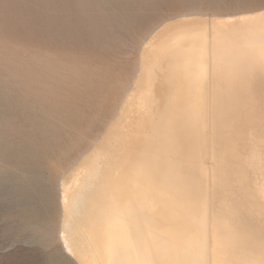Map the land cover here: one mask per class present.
<instances>
[{
    "label": "rangeland",
    "instance_id": "rangeland-1",
    "mask_svg": "<svg viewBox=\"0 0 264 264\" xmlns=\"http://www.w3.org/2000/svg\"><path fill=\"white\" fill-rule=\"evenodd\" d=\"M260 9L261 4L259 0H248L246 3H231L228 2V0H216L214 3L207 4L182 3L179 2V0H0V64L4 66L3 76L0 77V91L2 92L0 96V123L2 126H6L8 123L11 124L10 130L4 129L1 132L2 139L0 140V264H46V252L41 247L37 234L29 229V225H35L47 237L48 250L62 246L63 255L61 259L64 264H88L91 259L93 261L91 260L92 263L90 264H96L97 261H94L93 256H89L92 254H88L91 253V251L93 252V249L88 247L93 245L92 248L96 247L97 250L99 249L98 251H101V248L97 247L96 243L98 242L97 239L100 240L99 237L102 235H99L100 233H97L98 235L95 233V236L98 237L96 238L93 232H95L97 228V231L100 232L99 226H102L105 220L107 221V216L112 217L114 212L117 211L116 208L121 207L123 203L126 205L127 201L129 203L130 199L134 200V202L130 201L131 203H135V201H139L138 197H141L145 191H154L155 189L154 193L160 190V193L158 192L159 194L164 192L163 194L167 193L166 195H169L171 199L175 198L180 203H187V197L183 189L187 186L185 181L187 180L186 175L188 171H186L185 174L182 172L178 173V171L174 170H163V172L159 173L160 170L157 171L155 167L153 168L154 165H150L152 168L148 167L149 169L146 172L149 173L146 175L151 176L150 171L152 170V176L147 177L149 178L147 180L149 181L151 178L153 183L155 182L154 184L161 180L162 184H165V186L153 185V187L151 184L150 187L149 183H152L151 180L148 182L145 178H142L146 188L141 181L142 179L140 183H137L138 186L143 189L142 191L139 187L137 188V186V189L135 188V182H133L134 185L131 182L130 184L135 188V191H140H138L137 197L135 195L136 192L133 191V189H127L125 185V181L128 183V181L133 179V176H129L130 173L134 174L135 170L137 172L145 168V163L143 166H140V163H143L142 160L134 162L133 155L138 154V151L139 154L144 152L148 143H154L158 137V132H155V124L158 119L160 120L162 118L161 116L164 117L166 115L167 108L165 106H167L168 103H164V100H166L170 93L175 97L173 107L175 103H177L176 110L179 111V114L181 113L180 117L183 116L184 127H189L186 131L185 146L183 150H179L180 153L184 152L183 154L188 160V164L192 156L191 153L194 151L195 147V144L193 147L191 143V132L193 133V130L199 131L200 128L204 127L205 131L203 130L202 137L206 136L205 138H207V143L204 145L206 154L201 163V168L202 170L204 168L210 170L205 169V171H203L207 176L206 189L209 188L207 193L210 192L208 193L209 214L212 215H210L209 221L212 220L210 222L208 221L209 233L207 243H209V252L207 253L209 254L207 255L212 254V256H209L210 259L206 257L208 260L206 264H219V262L221 264L225 261L223 259L226 257H228V260L226 259L227 261L224 262L225 264H230V261H234L232 263L235 264H240L241 261L240 263L238 261L241 258L243 262L250 259L254 251L251 250L249 246L244 247L240 242H237V228L234 224H231V218L233 219V211L237 200L242 201L246 205L248 204L249 207H247L250 212L253 210L254 199L260 194L258 192L262 190V185L260 184L262 181H257L259 178L256 176V172L252 174L253 171L251 169L254 163L248 160V158L250 159L249 154L231 155L232 153L229 151H224L225 141H223V143L219 142V137L216 138L217 134H215V132L222 129L223 134L225 133L226 135H224L227 136L228 133H232L234 130H231L228 124H220L222 123L221 121H224L223 119L217 121L220 126L216 125L212 117L216 109L214 102L217 98H219L216 100L217 103H219V108L225 109L223 105L225 102L223 95L225 93L228 95L230 93H232V95L238 93L235 90L230 91L232 90V87H230L231 80H235L237 74L236 69L233 68L231 69L232 71L229 70L230 68L224 69L226 73L223 70H218L219 73L221 72L220 76L222 75L221 82L225 79L228 86L227 83L223 85L224 83L219 82L216 84L213 82L215 91H210L208 84H206L202 102L206 111L211 109L212 115L202 120L199 124H196L190 119L186 111L189 100V90L186 84H181V87L178 85L173 89L169 88L172 83L168 81L170 73H172L176 65L170 66L167 61L165 63L161 61L164 65L162 64V67L156 74L152 70L153 67L146 63L144 59L146 54L148 55L152 52L148 48H145L152 31L175 16L199 13L209 16L208 19H212L213 16H225L226 19L230 21L232 18L231 23L227 20H217L219 21L217 23V29L220 31V33L217 31V38L218 40L220 38V40L218 41L216 38V43L220 44V41L226 36L230 37L232 32L235 36H238V34H240L239 29L242 27L253 26L256 28H264V14H261L262 12L264 13V11ZM245 12H249V14ZM229 29L233 31L230 32ZM251 39L253 38L251 37ZM238 41L239 39H237L235 43H238ZM242 41L244 42V40ZM239 43L241 44V41H239ZM147 50H149L148 53L146 52ZM161 57L164 58V56ZM226 78H229V80L227 81ZM234 80H232V82H234ZM124 89L129 90L128 92H124ZM216 94L218 97L215 99ZM160 102H163L162 105ZM160 109L164 111L162 112ZM182 109H185V111L182 112ZM116 113L120 116L116 115ZM125 116H127V118ZM131 117H134L133 120L136 119V121L134 120V122ZM9 118L10 120L8 121ZM128 118L129 120H127ZM130 120L136 125L134 128ZM206 120L208 121L206 122ZM125 124H129L130 126H126L130 127V130L128 127H126V129L133 132L128 133L129 131L125 129ZM150 124H152V126ZM211 124L214 125L213 128ZM174 126L177 128V122ZM106 127L108 128L107 130ZM215 127L219 128L216 129ZM126 133H128L130 138L126 136L127 140L125 143L123 139ZM148 133L150 135H148ZM234 133L229 134L227 140L228 143L235 140L237 145L240 141L237 140V135L235 136ZM145 134L151 137L146 138ZM101 136L103 138H101ZM115 137L117 139H114ZM202 137L200 136V138ZM98 138H100V141H98ZM134 140L137 143L140 142L139 145L137 143L135 145ZM137 140L141 141L138 142ZM220 141L222 140L220 139ZM226 143L227 142H225V144ZM231 143V146H235L234 142L233 144ZM122 144L123 148H121ZM125 144H127L126 147ZM144 144H146V146H144ZM238 146L236 147L238 148ZM92 147L96 150H92ZM239 148L241 149V147ZM88 150H90V153ZM123 152H125L124 155ZM221 152H224L223 154L225 155L222 156V160H220L218 156L222 154ZM87 153L89 154L87 155ZM83 154L85 156H83ZM82 156L83 158L81 159ZM123 157L124 159L122 161ZM153 158L155 160L152 161ZM156 158L157 155H153L149 163L151 161L154 163L157 160ZM223 159H228V161H224ZM114 160H117V163L116 161L114 162ZM74 161H76V164H74ZM232 161H234V164ZM77 162H80L79 165ZM152 162L150 164H153ZM220 162L222 165H220ZM229 163L232 164L231 167ZM244 164H247V166ZM117 165L120 166L115 169ZM132 165L135 167L133 170L131 169V167H133ZM206 165L208 167H206ZM217 167L220 169L218 170ZM227 167L228 169H226ZM124 169H126V171L131 169L133 171L130 172L129 170L130 173L127 172L128 175H126L131 179L127 177V179L124 178L125 175L121 178L123 172V174H126ZM245 169L246 171L248 170L246 173ZM118 170L123 172L118 173ZM63 171L65 172L63 173ZM67 172L69 173L67 174ZM74 173L76 175H73ZM118 174H121L119 175L120 177ZM159 175L160 178L158 177ZM223 175H226L225 178ZM117 176L118 179L120 178L119 181L121 182L116 179ZM222 176L223 179L221 178ZM225 179L226 182L224 183ZM247 179L249 180L247 181ZM122 181L124 183V185H122L123 187L120 186V184H123ZM217 181H219V183ZM117 183L118 187L115 185ZM141 183L143 185L140 186ZM27 184H30L33 188L31 203L36 208L34 215H29L27 212H24L23 206L26 204L24 198L18 196L20 198L17 200L15 196L18 192V188ZM130 184L128 183V187L131 186ZM132 186L130 188H132ZM127 190L133 192H128ZM119 191H125V194L119 193ZM217 191L220 193L217 194ZM139 193H142V195L140 194L139 196ZM256 193H258V195H255ZM80 194H83V198H81ZM128 197L129 199H127ZM125 198L127 200H125ZM59 201H62V203L64 202V205H61L62 203ZM178 201L171 200V202L169 201L165 205L178 207L180 206L177 203ZM118 204H120V206H118ZM62 206L65 207L62 208ZM113 207H116V210ZM151 208L152 207L147 206L144 211H142L141 216L148 218L149 215H151ZM176 212L177 211H174L173 214ZM110 213H113L112 216ZM187 213H190L191 216L195 214L193 211L192 213ZM223 213H225V215ZM103 215H106L107 218L104 216L103 219ZM141 216L138 217V219H140ZM89 217L91 220L85 219ZM224 217L226 218L224 219ZM225 220L227 221L224 222ZM79 221L83 223V225L81 223L82 229H80L81 225ZM83 221H85L86 224ZM214 222H217V224H214ZM45 223L54 225L53 231L47 235L44 229ZM218 223L220 224L218 225ZM84 224L86 226H84ZM91 224H93L94 227H98L93 228ZM89 225L90 227H88ZM209 225L213 229H211ZM72 226L74 228L78 227L74 229ZM231 226L232 228H230ZM70 227H72V230ZM217 227L219 229H217ZM83 228L85 231H83ZM85 228H87L88 231H86ZM89 228H93V230H89ZM209 228L213 230V232ZM224 228H226V230ZM77 229H80V231L77 232ZM231 229L234 231L235 237L231 235ZM73 230H75L78 235L82 233L79 238L83 236L84 239L86 237V240L90 238L93 243L87 242L92 245H89L83 238H80L81 240L79 241L78 235H76V232ZM81 230L84 233L87 232V234L85 233V235ZM210 231L214 233L217 238L214 235H209L211 233ZM228 231H230V235ZM137 232L133 230L129 235L136 237L139 235ZM90 233L92 237L89 236ZM222 236H224L226 240H224L225 238ZM102 237L100 242L102 241L101 244L104 245L105 237ZM219 237L223 239L220 240ZM209 238L211 240L214 239L211 241ZM233 239H235L236 243H234L235 241ZM76 240L79 243H77ZM216 240H219V242ZM222 240L227 243H223ZM73 241L77 244L74 243V245ZM80 242L85 243L81 244ZM217 243L218 245L219 243L225 245L222 248V245L218 246ZM101 244L99 243L97 245L102 246ZM202 244L203 243H201V245ZM204 245L206 244H203V246ZM226 245H232L229 249H226L228 252H231L228 253L226 250L224 251L228 255H231L230 257L222 251L226 248ZM239 245L240 251L243 254L239 251ZM82 246H85V251ZM233 247L234 250L236 248L238 251H233ZM77 248L79 250H77ZM69 249L72 252H69ZM218 250L219 252L222 251L226 257H224L222 253H219ZM82 252L85 254L87 253L89 259L85 257L86 255H84V253L82 255ZM215 252L220 254L219 256L222 254L223 259L219 258L217 253L216 256H213ZM244 252L246 254H244ZM239 254H241L240 257H236V255ZM70 255H74L75 257ZM76 255L77 259H75ZM243 256L245 258H243ZM81 257H83L82 259L84 260H81ZM79 258L80 260H78ZM212 258L215 259L212 260ZM211 261L212 263H210Z\"/></svg>",
    "mask_w": 264,
    "mask_h": 264
},
{
    "label": "bare ground",
    "instance_id": "bare-ground-1",
    "mask_svg": "<svg viewBox=\"0 0 264 264\" xmlns=\"http://www.w3.org/2000/svg\"><path fill=\"white\" fill-rule=\"evenodd\" d=\"M245 13H247V12H245ZM260 13H258V14H260ZM247 14H249V12ZM261 14H264V13L262 12ZM254 15H257V14H254ZM208 17L209 16H207L205 14L203 15V14H199V13H189V14L179 15L177 17L175 16L174 18H171V19L167 20L166 22H164L160 27H158L157 29L153 30L152 33L150 34L149 40L147 42V45H145V48H148L152 52L147 55L146 52L148 53V51H149V50H147L145 52L146 56H145V59L144 60L146 61V63H148L149 65H151L153 67L152 70L156 74L158 73V70L162 67V64L164 65V63L166 61H167V63L170 66L171 65H174V64L177 66V67L175 66V69L174 70L172 69L173 71H172V73H170V78L167 77V78H169L168 81L170 83L172 82L170 84L171 86L169 85L170 86L169 88H171V89L176 88L178 85L181 87V84H186L187 89H188V83H189L190 73L193 70L196 69V67H197L198 64H202L204 70L207 73H209V74H211L213 71H218V70H223L224 71V69H228V68H230L229 70H231L233 68L236 69V73H237V70L241 66L250 69L252 78H251V80L248 81V88H249L248 95H240L238 93H234L233 95H232V93H230L228 95V94L225 93L223 95L225 102L224 103L222 102L223 105L225 106V109H220L219 108V105H218L219 103H217V101H216L219 98L216 99V97H218L217 94H216L215 95V99L216 100L214 102V106H215L216 109L214 111V116H212V117L214 118L213 120L215 121V124L216 125H218L217 121L219 119H220L219 121H221L222 119L224 120V121H221L222 123H220V124L223 125V123H224L226 125L227 124L230 125L231 130H234V131H232V133L236 132L234 134H235V136L237 135L236 136L238 138L237 140L240 141V143L236 145L235 140H232L234 142L235 146L234 145L231 146L230 143L232 141H230V143H228V140L227 139H228V135L229 134H232V133H228L227 136H225L226 134L225 133H224L225 135L223 134L222 129H220L219 131L217 130L218 132H215V134H217V137L216 138L219 137L218 138L219 139V142H222V143H223V141L227 142L226 144L224 142V145H225L224 151H226V150L229 151L230 153H232L231 155H233V154H238V155L239 154H249L250 155L249 156L250 159L248 158V160H251L254 163V166L251 169L253 171L252 174L254 172H256V176L259 178V180H257V181L258 182H261L262 181V183H260L262 185L261 186L262 187V190H261V192H258V193H260L259 195H258V193L255 194V195H258V196L255 197V199H254L255 201H254V204H253L254 207L252 208L253 210L251 209L252 211L250 212V214L252 215V218H253V223L251 225H249L248 227H245V228H241V227L236 226V228H237V231H236L237 232V236H236L237 237L236 238L237 239V242H240L241 245L244 246V247L245 246H249L250 249L253 250L254 252H258L262 248V246H264V235H262V233H261V227H260V212H261L260 204H261V198L264 197V179H263L264 178V127H262V125H261V123H260V121L258 119V116H257V113L259 111L260 95H259V89L256 86V80L258 79V76H259L261 61H262V59H264V28H262V27L256 28V27H253V26L252 27H242V28L239 29L240 30V34H238V36H235L233 34V32H232L230 34V37H227V36L224 37L220 41V44H219V43H216V38L218 37L217 36L218 35V32L217 31H219L217 29V27H218L217 23L219 21H217V20L218 19L224 20V21L225 20L229 21V20L226 19L225 16H213L212 19H208ZM227 17H228V15H227ZM239 17H240V15H239ZM233 18H236V17H233ZM231 19L229 21L230 23L232 21ZM223 25H222V27H223ZM220 27L221 26L219 25V28ZM226 27H228V26H226ZM224 30H226V29H224ZM231 31H233V30H230V32ZM219 33H220V31H219ZM144 36H146V35H144ZM239 37H241V38H239ZM242 37H244V38H242ZM251 37L253 39H251ZM237 39H239V41H241V44L239 43V41H238V43H235ZM217 40H218V38H217ZM219 40H220V38H219ZM242 40H244V42ZM161 56H164V58L161 57ZM161 61H164V63H162ZM140 63H141V60H140ZM172 68H174V67H172ZM224 72L226 73V71H224ZM225 77H226V75H225ZM228 80H229V78L227 79V81ZM232 80H234V79H232ZM232 80H231V82H232ZM223 81L220 82V83H224L223 85H225V83H227V82H225V79ZM145 82H147V81H145ZM149 82H151V81H149ZM229 83H230V81H229ZM150 84H152V83H150ZM156 84H157V82H156ZM208 86H209V90L210 91L211 90L212 91L213 90L215 91V88H213L214 87L213 86V82L208 83ZM227 86H228V83H227ZM219 88H221V87H219ZM128 90L129 89H124V92H128ZM233 90L234 89L232 88V90H230V91H233ZM130 91H132V90H130ZM1 95H2V92L0 91V96ZM172 95L170 93L168 95V97L166 98V100H164L165 101L164 103H166V104L168 103L167 106H165V104H164V106L167 108L166 109L167 112L165 111L166 112V115L163 117L159 113V115L162 118L160 120L158 119V121L156 120L157 121L156 124H155L156 126L153 125V126L156 127L155 128V130H156L155 132L156 133L158 132V137L156 138V140L154 141V143L149 144L148 142H150V141L147 142L148 143V146H147V148L145 149L144 152H142V153L140 152L141 154H139V151H138V154H134L133 155L134 156V158H133L134 162H137V161H141L142 160L143 163L141 162L140 163L141 164L140 166H143V164L145 163L144 164L145 168L144 169L142 168V170H138L137 172L135 170V172L133 174V173H130L135 168L133 166L135 164H133L132 165L133 167H131L132 170L129 169L130 172H129L128 169H127L128 171H126V169H124L126 171V174H123L124 172L123 171H119L120 170L119 169L118 170V173H122L123 172L121 178L124 177V175H125L124 178H126L127 177L126 175H128L127 172H129L130 173L129 176L130 177L133 176L132 177L133 179L131 181H128V183L130 184L132 182V184H133V182H135L134 183L135 184V188H136V186L138 188L139 186H138L137 183H140V180L142 178L143 179L145 178L147 180V179H149L147 177H151L152 176V174H151V171L152 170L151 171L149 170L151 176H147L146 175V174L149 173V172L147 173L146 171L149 168H152V166L150 167V165H154L153 168L155 167V169H157V171L160 170L159 173L160 172H163V170L164 171L174 170V171H178V173L179 172H182V173L185 174V172L188 171L187 172V175H186V179L187 180L185 181V184L187 186L183 189L184 194L187 197V200H186L187 203H182V202L180 203L175 198L174 199H171V198H169V195L168 196L166 195L167 193L166 194H163L164 192H162L161 194H159L160 193L159 192L160 190H158L159 193L158 192H155L154 193V191L156 190L155 189L156 187L153 188V189H155L154 191L152 190L153 192L147 190V192L145 191L143 195H142V193H139V196L141 194L142 195L141 196L142 198L141 197H138L139 199L138 198L137 199L139 201H137V202L135 201V203H131L130 201H133L134 202V200L130 199L129 203L127 201V204L124 205V203H123V200L124 199H123L122 200V203L123 204L122 203H120V204H122V206L123 205L124 206L123 207L121 206L119 208H116L117 206L116 207H113L114 209L116 208L117 211L114 212V215L113 216H112L113 213H110L112 217L107 216L108 217L107 218L106 215H103V219H104V216H105L107 218V221L105 220V223L104 224L101 223L102 226H99L98 225V223H99V219H98L97 225L99 226V231L100 232L97 231L98 230V228H97L98 226L97 225H95L97 227H94L93 224H91L93 226V228H97V230H95V232L90 231V232H93L94 233L93 234L94 236L97 233L98 234L100 233L99 235H102V236L105 237V239H104L105 240V244L104 245L101 244L102 241L100 242V240H102V238H103L102 236L99 237L100 240L97 239L98 242L96 243V246L97 247H100L101 248V251H98L99 249L97 250V248L95 246H94L95 248H92L93 245L91 243H93V242H91L92 240H90V238H89V240H86V237H85V239L83 238L84 236L83 237H80V238H83L84 240H86V242L87 241L91 242L90 244L92 246L90 247L89 246L90 244L87 242L89 244L88 245L89 247L88 246L87 247L93 249V252L91 251V253H88V254H92V255H89V256H93L94 261H97L98 264H206V262L208 263V260L207 259H210L209 256L210 255L212 256V254L207 255V254H209V253H207V252H209V248H208V244L209 243H207L208 242V238L207 237H208V233H209L208 223L212 220L211 219L209 221V217H210L211 214H209V206H208L209 205V202H208L209 199H208V193H210V192L207 193V190L209 188L206 189L207 188L206 187V182H207L206 177L207 176H206V173H204L205 169L207 170L208 168H204L205 167L204 166L203 167L204 168L203 169L204 171L201 168V163H202L203 159L205 158V154H206V150H205L204 145H205V143H207V138H205L206 136L202 137V132H203V130L205 131V129L203 127V128H200L199 131H197V130L194 131L193 130V133L191 132V137H190L191 143H192V146L193 147H194V144H195V147H194V151L191 153L192 156H191V158L189 160V164H188L187 163L188 160L184 157L185 156L183 154L184 152L180 153L179 150H183V147L185 146V139H186V136H187L186 131L188 130L189 127L188 126H185L184 127V131H182V133H180L179 135L177 134V130H176L177 128L174 125L177 122L178 118L180 117V114L181 113L179 114V111L176 110L177 103H175V106L173 107V103H174V98L175 97H173ZM137 102H139V101H137ZM162 103H161V105H162ZM2 104H3V102H2ZM120 107H122V106H120ZM159 108H160V106H159ZM161 108H162V106H161ZM135 109H136V107H135ZM160 110H162V112L164 111L163 109H160ZM117 113H116V115L119 114V113L118 114ZM126 113H127V111H126ZM211 115H212V113H211ZM118 116H120V115H118ZM125 117L127 118V116H125ZM129 118L127 120H129ZM133 118L131 117L132 120H133ZM9 120H10V118L8 119V121ZM134 120L136 121V119H134ZM144 121H143V123H144ZM207 121L208 120H206V122ZM211 121H212V119H211ZM130 122L132 123L131 120H130ZM148 122H150V121H148ZM129 124H125V129H126V127L130 126ZM47 125H49V124H47ZM126 125H128V126H126ZM133 125H134L133 126V128H134L136 125L135 124H133ZM150 125L152 126V124H150ZM213 126L214 125H212V128H213ZM218 126H220V125H218ZM128 128L130 130V127H128ZM149 128H151V127H149ZM218 128H216V129H218ZM4 129L5 130H10L11 129V124L8 123L6 126H2V124L0 123V140L2 139V133L1 132ZM107 129L108 128L106 127V130ZM190 129H189V131H190ZM126 130H128V129H126ZM227 131H228V129H227ZM130 132H133V131H129L128 133H130ZM128 133L124 134L125 135V138L123 139V141L125 140V143H126V140H127L126 139V136H128ZM104 134H106V133H104ZM104 134H103V136H104ZM118 135H119V133H118ZM148 135H150V134L148 133ZM148 135H146V138H150L151 137V136L148 137ZM200 136L202 138H200ZM232 136H234V135H232ZM133 137H134V134H133ZM101 138H103V137L101 136ZM143 138H144V136H143ZM114 139H117V138L115 137ZM139 139H141V138H139ZM220 139L222 141H220ZM144 140H145V138H144ZM98 141H100V138H98ZM98 141H96V142H98ZM123 141H122V143H123ZM137 141L139 142L141 140H137ZM233 142L231 144H233ZM136 143L137 142L135 141V145H136ZM139 143H137V144L139 145ZM141 143H143V142H141ZM196 143H199V144H196ZM127 144H128V142H127ZM127 144H125V147H126ZM218 145H219V143H218ZM93 146H95V145H93ZM144 146H146V144H144ZM207 146H208V144H207ZM236 146H238V148ZM239 147H241V149ZM121 148H123V144H122V147ZM236 148H237V150H236ZM116 149H117V147H116ZM118 149H119V145H118ZM92 150H94L93 147H92ZM143 150H144V148H143ZM125 151H126V149H125ZM207 151H208V149H207ZM88 152L90 153V150H88ZM89 153H87V155ZM221 153L222 154L218 155L220 157V160H222V158H223L222 156H225L223 154L224 152H221ZM124 154H125V152H123V155ZM87 155H86V157H87ZM91 155H92V153H91ZM153 155H157V158H156L157 160L153 163L152 161L155 160L153 158L152 161H151L153 164H150L151 162L149 163V161L151 160V157H153ZM0 156H1V150H0ZM83 156H85V155L83 154ZM83 156L81 157V159L83 158ZM113 156H114V154H113ZM116 156H117V151H116ZM227 157H224V158H227ZM115 159H117V158H115ZM123 159H124V157L122 158V161H123ZM127 159H128V157H127ZM111 160H112V158H111ZM225 160L228 161V159H225ZM233 160H234V158H233ZM77 161H80V160H77ZM115 161L117 163V160H114V162ZM119 161H120V159H119ZM235 161H236V158H235ZM75 162L76 161H74V164H76ZM80 162H77L78 165H79ZM229 162H230V160H229ZM232 162L234 164V161H232ZM231 163H229L230 167L232 165ZM131 164H132V162H131ZM218 164H219V162H218ZM122 165H123V163H122ZM138 165H139V163H138ZM203 165H204V163H203ZM220 165H222V163ZM239 165H240V163H239ZM119 166L118 165L115 166V169H117V167H119ZM245 166H247V164ZM206 167H208V166L206 165ZM233 167H232V169H233ZM242 167H243V164H242ZM72 168H73V166H72ZM213 168H214V166H213ZM222 168H223V166H222ZM70 169H71V167H70ZM138 169H141V168H138ZM219 169L220 168H218V170ZM226 169H228V167ZM226 169H224V170H226ZM229 169H231V168H229ZM246 169H247V167H246ZM246 169H245V173L248 171V170L246 171ZM209 171H207V172H209ZM64 172L65 171H63V173ZM225 172H227V171H225ZM68 173L69 172H67V174ZM213 173H214V171H213ZM221 173H222V171H221ZM227 173H229V172H227ZM247 174H250V173H247ZM73 175H76V174L74 173ZM119 175H121V174H118V176ZM118 176H117L116 179H118ZM223 176L221 177L222 179H223ZM225 176H224V178H225ZM158 177L160 178V175ZM240 177H241V175H240ZM119 179H118V181H119ZM143 179L141 180L142 182H143ZM121 180H124V179H121ZM150 180H151L152 183H149V186L151 184H152L151 186H153V185H161L162 187H163V185L165 186V184H162L161 180L158 183L156 182V184H154L155 182L153 183V181H152L151 178H150ZM216 180H217V178H216ZM248 180L249 179H247V181ZM234 181H236V180H234ZM245 181H246V179H245ZM119 182H121V181H119ZM126 182L127 181H125V185L127 186V189L129 188V189H131V190L133 189V191H135V188L131 184L130 185L132 186V188H130L131 186L128 187V183H126ZM217 182L219 183V181H217ZM225 182H226V179L224 180V183ZM241 182H242V180H241ZM118 183L115 184V185L117 186ZM122 183H123V181H122ZM143 184H144V182H143ZM143 184L141 183L140 186L143 185ZM232 184H230V185H232ZM85 185H86V183H85ZM109 185H110V183H109ZM122 185H124V183L123 184H120V186H122ZM144 186L146 188V185L145 184H144ZM147 186H148V184H147ZM157 187H159V186H157ZM124 188H125V186H124ZM124 188H122V189H124ZM210 188H211V186H210ZM139 189H141V188L139 187ZM245 189H247V188H245ZM255 189H256V187H255ZM32 190H33V188L30 186V184H27V185H23V186L19 187L18 188V192L15 194L17 200H19L20 197L24 198L26 204L23 206V210H24V212H27V214H29V215H34L35 214V209H36L35 206L31 203L32 202V197H31ZM131 190H127V191L129 192ZM141 190L143 191V189H141ZM218 190H220V189H218ZM116 191H117V188H116ZM133 191H131V192H133ZM138 191L137 192L135 191L136 192L135 193L136 197H137ZM124 192L125 191H123V192H120L119 191V193H122V194H125ZM219 193L217 191V194H219ZM82 195H81V198H83ZM18 196H20V197H18ZM129 197H131V196H129ZM129 197L127 199H129ZM133 198H135V197H133ZM127 199L125 198V200H127ZM171 200L172 201H178L177 203L180 206L176 207V206H173L172 205L170 207V206L165 205L169 201L171 202ZM237 201H239V200H237ZM59 202L62 203V201H59ZM220 202H218V203H220ZM221 203H223V202H221ZM120 204H118V206H120ZM61 205H64V202ZM147 206L152 207L151 208L152 209L151 215H149L148 218L141 216L142 211H144V209ZM247 206H248V204H247ZM64 207L65 206H62V208H64ZM187 210H190V211H187ZM211 210H212V208H211ZM61 211H65V210H61ZM174 211H177V212L175 214H173ZM192 211L195 212V214H192V216H191L190 213H187V212H191L192 213ZM220 214H222V213H220ZM223 214L225 215V213H223ZM140 216H141V218L138 219V217H140ZM100 217H101V214H100ZM214 217H216V216H214ZM225 218L226 217H224V219ZM85 219H90V217L89 218H85ZM231 220H232V218H231ZM85 221H83V222L86 224L87 221L86 222ZM214 221H215V219H214ZM226 221L227 220H225L224 222H226ZM93 222H94V220H93ZM79 223L81 225L82 221L81 222L79 221ZM215 223L217 224V222H214V224ZM220 223H222V222H220ZM220 223H218V225ZM85 224H84V226H86ZM87 224H88V222H87ZM231 224H233V223H231ZM44 225H45L44 226V229L46 231V235L47 234H50L53 231L54 225L51 224V223H45ZM82 225H83V223H82ZM82 225H81V227L79 226L80 229H82ZM181 225H182V227H179ZM210 225H211V223H210ZM72 227H70V229ZM77 227H75V228L73 227V228L76 229ZM88 227H90V225ZM87 228H85L86 231H88ZM93 228H91V229L89 228V230H93ZM210 228H211V226H210ZM230 228H232V226ZM80 229H77V232H79ZM211 229H213V228H211ZM217 229H219V228L217 227ZM224 229L226 230V228H224ZM133 230H136V232L138 231L137 233L139 235H137L136 237L135 236H130L129 234ZM220 230H221V228H220ZM64 231H62V232H64ZM73 231H75V230H73ZM83 231H85L84 228H83ZM211 231L213 232V230H211ZM231 231H232V229H231ZM77 232L75 233L76 235H78ZM212 232L209 235H212L213 236L214 233H212ZM218 232H219V230H218ZM229 232L230 231H228V233ZM233 232L234 231H232V234L231 235H234V237H235V233H233ZM85 233L87 234V232H85ZM221 233H222V231H221ZM75 234H74V236H75ZM80 235H82V233L78 235V238H79ZM229 235H230V233H229ZM89 236L92 237V234L90 233ZM94 236H93V239H94ZM214 236H216V235H214ZM95 237L98 238L97 236H95ZM222 237L225 238L224 236H222ZM230 237H232V236H230ZM78 238H76V239H78ZM80 238H79V241L81 240ZM216 238H217V236H216ZM223 238H220L219 237L220 240L223 239ZM83 239H82V241H83ZM210 240H209V242H210ZM224 240H226V238ZM233 240L235 241V239H233ZM76 242H77V240H76ZM76 242L73 241V244L76 243ZM217 242H219V240ZM222 242H223V240H222ZM77 243H79V242H77ZM83 243H85V242H83ZM83 243H81V244H83ZM99 243L102 246L97 245ZM201 243L206 244V245L203 246V244L201 245ZM223 243H227V242H223ZM223 243H221V244L219 243V245H222ZM234 243H236V241ZM214 244H215V241H214ZM70 245H71V242H70ZM74 245H73V247H74ZM217 245H218V243H217ZM224 245H222V248H223ZM227 246L228 245H226V248H224V250L221 249L223 251V253L228 252L226 249L227 248L229 249V247L232 246V245H230L228 247ZM235 247H236V245H235ZM79 249L81 250L80 246H79ZM79 249L77 248V250H79ZM207 249H208V251H207ZM219 249H220V247H219ZM83 250L85 251L86 249L84 248ZM214 250H212V251H214ZM225 250H226V252H224ZM236 250L237 249L235 248V250H234V247H233V251H236ZM68 251L70 252L71 250L69 249ZM68 251H66V252H68ZM87 251H90V250H87ZM222 251L219 252V250H218L219 253H222ZM239 251H240V245H239ZM229 252H231V251H229ZM83 253L84 252H82V255H83ZM210 253H212V252H210ZM216 253L217 252H215V254H213V256H216L218 254V253L217 254ZM67 254H69V253H67ZM88 254L87 253L86 254L84 253V255H86L85 257H88V259H89ZM205 254H206V256H205ZM222 254H221V256H219L220 254H218L217 256H219V258H222L223 259ZM241 254H243V253L241 252ZM241 254L236 255V257H240ZM244 254H246V253L244 252ZM247 255H249V254H247ZM70 256L75 257L74 255H70ZM223 256H224V254H223ZM228 256L230 257L231 255H228ZM206 257H207V259H206ZM224 257H226V256H224ZM236 257H234V258H236ZM82 258L83 257H81V260H84ZM243 258H245V257L243 256ZM75 259H77V255H76V258ZM213 259H215V258H212V260ZM226 259L228 260V257H226L223 260L227 261ZM241 259L238 261L239 263L241 261L240 264H245V261L249 260V259H247V260H245L243 262ZM78 260H80V258ZM91 260H90V263H92ZM78 262H80V261H78ZM97 262H96V264H97ZM224 262H222V263L225 264ZM232 262H234V261H230V264H235V263H232ZM90 263H88V264H90ZM210 263H212V261ZM219 264H220V262H219Z\"/></svg>",
    "mask_w": 264,
    "mask_h": 264
},
{
    "label": "snow or ice",
    "instance_id": "snow-or-ice-1",
    "mask_svg": "<svg viewBox=\"0 0 264 264\" xmlns=\"http://www.w3.org/2000/svg\"><path fill=\"white\" fill-rule=\"evenodd\" d=\"M182 3H191V4H207V3H214L216 0H179ZM231 3H246L248 0H228ZM261 4V11H264V0H259ZM251 71L250 69L241 66L237 70V74L235 77L234 82H231L230 86L237 91L240 95H248L249 88H248V81L251 80ZM222 77L218 71H213L211 74L207 73L202 64H198L196 69L190 73L189 83H188V90H189V100L187 105V113L190 119L199 124L202 120L209 118L211 116V109L207 111L204 108L202 97L204 93V89L206 84L215 82H221ZM256 86L259 89V111L257 113L258 119L264 127V59L261 61L260 65V72L258 79L256 80ZM182 112L185 109L181 110ZM184 129V119L183 116L179 117L177 120V134L179 135L182 133ZM260 227L261 233L264 235V197L261 198L260 204ZM232 223L235 226L245 228L248 227L253 223L252 215L250 214V210L248 209L247 205L242 201H237L235 205V209L233 211V219ZM31 231L37 234L38 239L40 240L41 247L45 250L47 260L46 264H64L63 260L61 259L63 255V248L62 246L59 248H52L51 250L47 249V237L38 229L35 225L28 226ZM179 227H182L179 226ZM264 248V246H262Z\"/></svg>",
    "mask_w": 264,
    "mask_h": 264
},
{
    "label": "clouds",
    "instance_id": "clouds-1",
    "mask_svg": "<svg viewBox=\"0 0 264 264\" xmlns=\"http://www.w3.org/2000/svg\"><path fill=\"white\" fill-rule=\"evenodd\" d=\"M4 66L0 64V77L3 76ZM245 264H264V248L251 254V259L245 261Z\"/></svg>",
    "mask_w": 264,
    "mask_h": 264
}]
</instances>
